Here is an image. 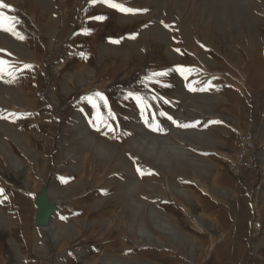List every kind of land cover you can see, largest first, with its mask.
<instances>
[{
  "label": "crops",
  "instance_id": "0c3cea01",
  "mask_svg": "<svg viewBox=\"0 0 264 264\" xmlns=\"http://www.w3.org/2000/svg\"><path fill=\"white\" fill-rule=\"evenodd\" d=\"M160 1L113 0L129 8L143 10L124 15L107 7L101 0H96L95 4L92 0H3L14 9L3 11L16 20L12 25L15 31L0 30V50H3L0 51V60L4 61L3 72L0 73V189L4 191L0 196V264H50L51 255L61 250V264H154L173 256L163 246L170 241L156 237L149 242L146 235L136 239L129 235L130 246L138 247L121 250L109 228L96 229L98 244L92 251L82 250L81 246L70 250L69 246L77 243V239L85 237L81 231L72 236L64 235L61 232L64 228L49 220L56 227L53 233L49 226H38L25 213L16 215L10 204L13 195L23 190L27 192L25 197L33 198L52 173V158L44 154L43 148L48 140L47 132L52 130L54 122H59L57 117L66 110V103L62 101L73 100L78 90L87 91L106 82L137 84L138 89L132 93L148 98L144 101L148 107L142 113L144 105L138 106L134 99L126 98L129 92L121 89L114 96V100H119L123 106V122L129 126L124 135L125 145L131 152L139 150L141 156L151 157L153 163L161 164L164 160L159 149L166 144L181 153L166 163L207 165L215 160L221 166L219 177L227 185L219 189L211 186L207 192V186L194 184L193 188L183 191L185 202L176 199V203L173 202L177 211L175 209L172 215V224L183 229L181 237L190 244L191 238L193 241H212L209 222L226 220L229 237H234L237 242L236 256L241 258L247 252L249 232L252 236L251 251L257 252V257L262 255L264 122L260 129L252 123L248 126L254 114L243 112L245 98L242 92H236L233 107L225 104L222 92L217 96L225 103L220 102L218 106L215 103L218 100L211 98L212 106L191 110V90L188 87L191 85L190 12L187 24L180 25V15L163 0ZM101 15L106 17L103 21L93 19ZM0 23L8 28L10 21ZM180 30H183L181 37ZM20 35L23 39L19 38ZM114 40L119 43H113ZM209 51L218 58L214 47ZM82 52L85 56H81ZM110 52L114 54L110 55ZM174 52L187 57V63L182 65L174 61ZM95 57L99 62H95ZM24 65H30L31 69L21 71ZM178 66L190 71L181 76L176 71ZM160 71L167 72V75L155 77L152 81L147 79L153 72ZM44 74L55 80L54 83L51 81L48 96L43 95L40 86ZM256 74V70L253 71V75ZM55 86L58 91L54 90ZM183 93L189 97L181 99ZM88 105L84 99L78 102L77 111L81 118ZM160 112L166 115L161 117ZM167 116L191 126L177 127ZM41 117H49L46 120L49 124H41ZM234 117L244 124L242 128L233 124ZM154 122L162 131L152 130L149 125ZM243 131L255 136L252 138L258 159L252 169L234 164L230 154L236 151ZM65 142L56 143V149L77 147L83 140L69 139ZM21 145L28 149L27 155L21 154ZM149 148L154 149L152 154H149ZM56 153L60 159L62 150ZM65 162L67 165L56 169L58 176L55 182H64L61 189L67 188V181L72 178L67 174L68 165L74 166L69 157ZM236 166L255 174L256 196L253 201L243 205L237 203L238 208L231 209L230 205L238 200L240 194ZM206 174L204 167L203 175ZM53 188L57 190L58 185ZM173 189L180 191L176 186ZM195 218H200L201 228L191 221ZM235 227L241 230L236 232ZM191 232L196 238L191 236Z\"/></svg>",
  "mask_w": 264,
  "mask_h": 264
},
{
  "label": "rangeland",
  "instance_id": "374dc122",
  "mask_svg": "<svg viewBox=\"0 0 264 264\" xmlns=\"http://www.w3.org/2000/svg\"><path fill=\"white\" fill-rule=\"evenodd\" d=\"M163 2L180 15V25L187 24V14L190 12L191 85L196 89L205 88L203 91L191 90V110L212 106L211 98L218 100L215 102L218 106L220 102L226 101V105L233 107L236 92H242L245 98L243 112L246 115L250 112L254 114V117H250L248 126L252 123L256 129H260L264 122V0ZM182 35L183 30H180V37ZM211 47L215 48L217 59L211 55ZM113 54L110 52V55ZM172 58L182 65L188 61L187 57L179 52L172 53ZM95 62H99L98 57ZM255 70L257 74L253 75ZM186 74L180 73L181 76ZM51 81L55 82L48 74H44V80L40 83L43 95H49ZM121 89L132 92L138 89V85L100 83L87 91L78 90L73 100L62 101L66 103V110L57 117L59 122H54L52 130L47 132L48 140L43 148L44 154L52 158L53 171L45 179L43 188L35 193L33 198L25 197L26 190L13 195L10 204L15 214L25 213L29 220L35 221L37 201L45 195L46 202L55 207L49 220L64 228V231L61 230L62 234L72 236L81 231L85 235L69 246L70 250L81 246L82 250L92 251L98 244L96 229L109 228L121 250L128 251L138 247L130 246L129 235L135 239L146 235L149 242L156 237L170 241L171 243H165L163 246L171 251L173 256L158 260L154 264H264V251L259 257L257 252L251 251V232L247 252L241 258L236 256L237 242L234 237H229L226 220L209 222L208 231L212 241H193L191 238L190 244L181 237L183 229L172 224V215L175 209L177 211L173 202H185L183 191L193 188L194 184L207 186L204 187L207 192H210L208 189L211 186L219 189L227 185L219 177L221 166L215 160L209 161L210 164L207 165L166 163L167 160L181 155L180 151L166 144L159 149L164 160L161 164L153 163L151 157L141 156L139 150L131 152L125 145L124 135L129 131V126L123 122V106L119 100H114L115 94ZM54 90L58 91L57 86ZM187 91L188 89L185 93ZM97 92L103 95L104 100L95 96ZM222 92L225 101L217 96ZM257 92L259 96H256ZM89 97H92L96 108L89 103ZM187 97L189 96L181 94V99ZM81 99L87 100L89 104L83 112V118L77 111V104ZM47 118L49 117H41L39 122L49 124ZM233 120V124L241 128L244 126L240 119L234 117ZM105 124L111 125L114 132L108 131ZM93 125L98 126L99 130ZM248 133L251 134L243 131V134ZM251 136L255 138L254 134ZM69 139L83 140V143L77 147L65 146L56 149V143L66 144L65 141ZM27 150L21 145V154L27 155ZM58 150H62L60 155L63 159H59V154L56 153ZM153 151L154 149H148L149 154ZM235 152L230 154L234 164H237ZM37 153L39 154V150ZM67 157L74 164L68 165L67 174L72 178L68 179L67 188L61 189L60 186L64 182H55L58 176L56 169L67 165ZM139 160H142V163ZM204 167L208 173L205 176ZM137 168L140 171H137ZM235 176L240 194L238 202L230 205L231 209L238 208V204L253 201L256 196V176L252 171H244L236 166ZM55 183L58 185L57 190L53 188ZM175 186L180 191L173 189ZM191 221L201 228L200 218ZM55 230L52 232L55 233ZM234 230L238 232L241 229L235 227ZM192 235L196 238L191 232ZM257 235H260V232H257ZM62 252L61 250L53 253L50 264H61Z\"/></svg>",
  "mask_w": 264,
  "mask_h": 264
},
{
  "label": "snow or ice",
  "instance_id": "6c2138e0",
  "mask_svg": "<svg viewBox=\"0 0 264 264\" xmlns=\"http://www.w3.org/2000/svg\"><path fill=\"white\" fill-rule=\"evenodd\" d=\"M101 2L103 4H105L107 7L111 8L113 10H118L119 12H121L123 14H135L138 11H143V10H137V9H132V8L126 7V6H124L123 4H120V3H115V2H113V0H101ZM92 3L95 4L96 0H92ZM5 9L8 10L9 12L14 11V9L9 4H6V3L3 2V0H0V21H10L8 28H4L3 23H0V30L15 31V29L12 27V25L15 23L16 18L7 16L5 14V12L3 11ZM105 18L106 17L102 16V15L93 17V19H95L97 21H103ZM19 38L23 39V36L20 35ZM112 42L113 43H119L118 40H114ZM0 51H3V50H0ZM177 51H179V50H177ZM81 56H85V54L82 52ZM3 65H4V61L0 60V73L3 72ZM27 69H31V66L30 65H24V69H21V71L27 70ZM176 71L180 72L183 75V73L185 71H190V70L189 69H185V68H183L181 66H178L176 68ZM9 74H11V72ZM166 75H167V72H165V71L153 72L151 74V77H148L147 79L149 81H152V79L155 78V77H163V76H166ZM155 82L156 83H160V81H155ZM210 85H211V82H209L208 86H210ZM188 87L190 88V90H193V91H196V90L203 91V90H205L204 87H201L200 89H196V88L192 87V85H189ZM95 96L98 97L100 100H104V97H103V95L101 93L97 92V93H95ZM126 98L134 99L138 106L143 104L144 107L141 109L142 113H143L144 109L148 107L147 104H144V101H147V99H148L147 97H141L140 95H137L135 93L129 92ZM88 101H89V103H92V97H89ZM165 103H168V101H165ZM105 106H106V101H105ZM92 107L96 108L97 105L95 103H92ZM12 115H15V114H12ZM109 115L112 116L111 113H109ZM159 115L161 117H164L166 114L164 112H160ZM112 118L114 119L115 117L112 116ZM167 119L170 120L177 127H185L186 128V127H190L191 126L189 124H181V123L177 122L175 119H173L172 116H167ZM154 120H155V117H153V121ZM146 123H147V121H146ZM93 126L97 127V130H99L98 126H96V125H93ZM149 126L154 131H162V129L160 128V125L158 123L154 122V123L150 124ZM105 127L108 129V131H113L114 132V129L112 128L111 125L105 124ZM137 171H140V169L137 168ZM3 195H4L3 189H0V196H3Z\"/></svg>",
  "mask_w": 264,
  "mask_h": 264
},
{
  "label": "built area",
  "instance_id": "2783aa9c",
  "mask_svg": "<svg viewBox=\"0 0 264 264\" xmlns=\"http://www.w3.org/2000/svg\"><path fill=\"white\" fill-rule=\"evenodd\" d=\"M257 159L258 156L252 136L250 134L241 135L235 152L237 165L243 169H252L256 165Z\"/></svg>",
  "mask_w": 264,
  "mask_h": 264
},
{
  "label": "water",
  "instance_id": "95a60500",
  "mask_svg": "<svg viewBox=\"0 0 264 264\" xmlns=\"http://www.w3.org/2000/svg\"><path fill=\"white\" fill-rule=\"evenodd\" d=\"M49 204L46 202V196L43 195L37 201V214L35 218V223L38 226H46L49 223V217L51 213H49L48 208Z\"/></svg>",
  "mask_w": 264,
  "mask_h": 264
},
{
  "label": "bare ground",
  "instance_id": "6f19581e",
  "mask_svg": "<svg viewBox=\"0 0 264 264\" xmlns=\"http://www.w3.org/2000/svg\"><path fill=\"white\" fill-rule=\"evenodd\" d=\"M233 170V169H232ZM48 209V211H49V213H53L54 212V210H55V207L54 206H52V205H49V207L47 208ZM47 226H49L50 228H51V231L53 230H55V226L52 224V223H50V221H49V223L47 224Z\"/></svg>",
  "mask_w": 264,
  "mask_h": 264
}]
</instances>
